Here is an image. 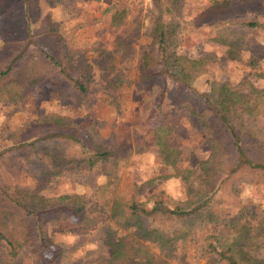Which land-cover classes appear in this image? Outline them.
<instances>
[{
  "label": "rangeland",
  "instance_id": "obj_1",
  "mask_svg": "<svg viewBox=\"0 0 264 264\" xmlns=\"http://www.w3.org/2000/svg\"><path fill=\"white\" fill-rule=\"evenodd\" d=\"M38 7L62 36L72 64L90 66L92 80L87 95L81 98L70 88H63V98L51 86L34 85L16 104L0 103V149L10 145L9 135L22 123L56 115L80 129L85 144L92 140L116 153L110 162L93 168L69 165L55 178L43 175L42 162L33 156L28 168L16 177L2 171L9 185L47 197L81 198L91 223L78 224L70 218L55 224L51 236L62 253L50 264H136L138 259L148 264H206L208 259L201 256V250L210 242L233 245L242 254L241 264H264V187L236 183L233 193L232 180L223 174V160L215 165L212 183L206 184L200 177L191 180L192 187L202 192L221 185L210 208L214 219L178 225L174 230L184 236L175 243L172 255L164 257L166 253L155 245L139 240L134 228H120L118 222L124 216L116 214L112 221L109 211L114 197L142 203L160 190L184 200L186 185L167 177L171 170L163 163L164 152L178 149L182 169L208 156L199 122L179 110L172 99L174 81L162 77L163 84L154 79L149 89L139 82L144 57L159 56L158 40L163 35L169 64L180 57L204 61L202 73L192 82L194 87L203 89L207 81L227 84L244 95L249 93L248 83L264 89V57L256 67L246 64L250 56L264 55V0H61L54 7L38 0ZM252 21L260 25L247 28ZM237 26L246 28V48H240L239 61L232 59L222 40L227 28ZM241 117L247 118L245 114ZM247 125L263 131L264 116ZM260 138L264 140V135ZM114 249L126 250L131 259H112ZM45 256L52 257L49 252ZM0 264L44 263L26 255L9 260L0 249Z\"/></svg>",
  "mask_w": 264,
  "mask_h": 264
},
{
  "label": "trees",
  "instance_id": "obj_2",
  "mask_svg": "<svg viewBox=\"0 0 264 264\" xmlns=\"http://www.w3.org/2000/svg\"><path fill=\"white\" fill-rule=\"evenodd\" d=\"M46 1L54 7L61 0ZM0 17L4 19L0 46V103L16 104L34 85L51 86L60 91L63 98L66 97L64 87L70 88L79 98L87 95L92 80L90 66L85 62L72 64L70 51L63 44L56 26L47 15H41L38 0H0ZM259 25L252 21L247 28ZM225 31L222 40L226 41L228 54L239 61L240 48H246V28L237 26ZM163 38L161 35L158 40L159 56L156 59L149 55L144 57L138 80L147 89L154 79L163 84L164 78L174 81L172 99L179 110L199 122L208 143V156L182 169L180 151L165 148L162 160L171 170L167 177L185 183L186 198L175 200L162 190L142 203L114 197L109 211L112 221H116V214L124 216L118 222L120 228H134L139 240L155 245L167 257L175 252V243L184 236L174 230L178 225L195 219H214L210 208L221 185L215 184L202 192L192 187L191 180L200 177L204 183H212L215 165L223 160V174L232 180L230 188L233 193L238 188L236 183L264 187V140L260 138L264 129L256 132L247 125L250 120L264 116V89L248 83L249 93L244 95L227 84L207 81L203 89L194 87L192 82L202 73L204 61L180 57L174 65L169 64L164 57ZM263 57L262 54L250 56L246 64L250 68L256 67ZM243 114L246 120L242 119ZM80 136V129L51 115L50 119L22 123L9 135L10 145L0 149V249L9 260L26 255L44 264L56 262L62 252L51 236L52 227L70 218L78 224L91 223L79 196L47 197L37 191L9 185L1 175L4 170L11 177L18 176L28 168L31 156L42 162L43 175L53 178L61 176L69 165L85 164L93 168L116 156L92 140L85 144ZM115 249L112 250V259H131L126 250L117 252ZM47 252L52 255L50 259L45 256ZM201 256L207 257L206 264L217 261L241 264L242 260L241 252L233 245L224 247L211 242L202 248ZM136 264L148 263L138 259Z\"/></svg>",
  "mask_w": 264,
  "mask_h": 264
}]
</instances>
